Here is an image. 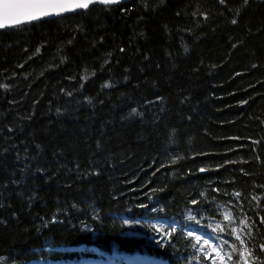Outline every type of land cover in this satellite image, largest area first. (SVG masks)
I'll return each instance as SVG.
<instances>
[{
  "label": "trees",
  "instance_id": "16d2710c",
  "mask_svg": "<svg viewBox=\"0 0 264 264\" xmlns=\"http://www.w3.org/2000/svg\"><path fill=\"white\" fill-rule=\"evenodd\" d=\"M236 193L261 213L236 214ZM186 211L175 230L126 234ZM262 217L264 0H131L0 31V264L142 240L212 264L184 230L208 220L230 264L245 245L264 264Z\"/></svg>",
  "mask_w": 264,
  "mask_h": 264
},
{
  "label": "snow or ice",
  "instance_id": "6c2138e0",
  "mask_svg": "<svg viewBox=\"0 0 264 264\" xmlns=\"http://www.w3.org/2000/svg\"><path fill=\"white\" fill-rule=\"evenodd\" d=\"M122 2L123 0H0V31L10 27H19L23 24L31 23L45 17L61 15L62 13L75 11L77 9H88L90 5L96 3L121 4ZM219 2L223 4L225 0H219ZM245 2H247V0H245ZM232 23L235 24L236 20H233ZM121 51H123V49H121ZM104 86L111 87V84L106 83ZM69 95H71V93H69ZM133 111L135 112V110ZM255 143H259V141ZM201 171H203V169H201ZM235 195L239 197L240 193H236ZM253 199H255V197ZM193 203H195V201H193ZM230 218V216L226 215V219ZM128 222L127 220L124 221V223ZM261 223H264V217L261 218ZM244 224L245 227L250 228L246 220ZM158 230L162 231V229ZM167 235H171V232L167 233ZM188 236L192 237L193 233L189 232ZM195 239L196 244H199L201 238L197 236ZM236 239L240 241L241 245H244V240L239 234L236 235ZM205 243L207 244L208 241L206 240ZM196 244H193L192 247L195 248ZM260 248L264 251V244L260 245ZM233 251H237L235 245H233ZM245 252H247L246 245L244 252H239V255L244 258L245 264H248L247 256H251V253L247 252V256H245Z\"/></svg>",
  "mask_w": 264,
  "mask_h": 264
},
{
  "label": "bare ground",
  "instance_id": "6f19581e",
  "mask_svg": "<svg viewBox=\"0 0 264 264\" xmlns=\"http://www.w3.org/2000/svg\"><path fill=\"white\" fill-rule=\"evenodd\" d=\"M231 200V205L229 206L231 209L235 211V213H240V212H245L243 211V205H246V203L242 200H239L236 195L231 196L229 198ZM243 204V205H242ZM214 205L213 199L211 197H205V201L203 202V205L200 206L201 210L204 211L206 215L211 217L212 215V210L211 207ZM247 208L253 209L254 211H257L258 213H261L257 208H251L250 206L246 205ZM224 209L228 210L226 207L222 208V216L226 217L227 213L224 211ZM229 211V210H228ZM188 211H186L184 214L181 216H172L170 218H167L166 222L170 224L178 225L179 224V218L186 216ZM156 218H146V219H141L137 218L135 221L130 220V229L126 231L127 235H138L140 234V229H144L146 232L142 233L148 235L149 237L151 236H156L166 230H168V226H162V225H156L154 223ZM162 229V231L158 230ZM159 250V249H158ZM177 257L182 256L181 254L175 253Z\"/></svg>",
  "mask_w": 264,
  "mask_h": 264
},
{
  "label": "rangeland",
  "instance_id": "374dc122",
  "mask_svg": "<svg viewBox=\"0 0 264 264\" xmlns=\"http://www.w3.org/2000/svg\"><path fill=\"white\" fill-rule=\"evenodd\" d=\"M156 225H162V226H168V229L174 228V224L167 223L166 221H156L154 222ZM189 232L193 233V237L199 236L200 243L198 244L199 248H201L206 254L208 259L213 260L216 263L219 264H228L229 263V256L224 253V251L221 249V245L217 241L216 237L211 234L208 230H203L200 228H189ZM208 241L206 244L205 241ZM214 246V247H213ZM215 248V250H214ZM219 253V254H217ZM104 259L107 262H110L112 259H109V257H104ZM98 261V260H97ZM30 264H52V263H42L41 261H33ZM66 264H79L78 262L74 261L72 263H66ZM103 264V263H101Z\"/></svg>",
  "mask_w": 264,
  "mask_h": 264
},
{
  "label": "water",
  "instance_id": "95a60500",
  "mask_svg": "<svg viewBox=\"0 0 264 264\" xmlns=\"http://www.w3.org/2000/svg\"><path fill=\"white\" fill-rule=\"evenodd\" d=\"M129 1H131V0H123L122 3H127V2H129ZM122 3H121V4H122ZM97 4H99V5H104V6H108V5H120V4H101V3H96V4H93V5H97ZM93 5H90L89 7H91V6H93ZM80 10H87V9H77V10H75V11H71V12H67V13H62L61 15H54V16L45 17V18L40 19V20L57 18V17H60V16H64V15H68V14H73V13H75V12H77V11H80ZM33 22H34V21H33Z\"/></svg>",
  "mask_w": 264,
  "mask_h": 264
}]
</instances>
